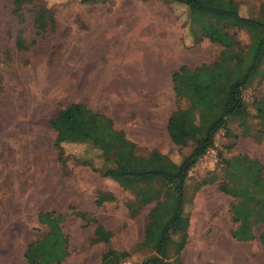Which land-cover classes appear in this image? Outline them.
Returning <instances> with one entry per match:
<instances>
[{"label":"rangeland","instance_id":"obj_1","mask_svg":"<svg viewBox=\"0 0 264 264\" xmlns=\"http://www.w3.org/2000/svg\"><path fill=\"white\" fill-rule=\"evenodd\" d=\"M10 2L0 0V264H26L22 257L26 244L45 233L36 222L37 213L66 214L69 207L91 214L112 236L107 244L90 245L94 225L67 216L60 226L68 238L69 255L61 264H96L107 249L129 252L125 264H136L152 253L136 249L151 206L130 218L124 207L132 200L128 190L115 178H104L74 161L89 157L99 166L97 153L88 146L64 144L66 167L60 170L48 121L60 109L78 103L110 118L142 155L156 151L154 166L159 165V156L178 163L191 146H174L165 131L176 106L171 73L185 67L182 85L192 87L189 73L218 60L225 49L230 61H218L219 65L227 72L241 67L248 37L244 30L221 28L223 23L214 16L199 12L196 15L214 29L220 28V44L205 39L194 44L186 8L168 0H43L54 11L55 28L40 38L26 32L24 49L16 37ZM217 6L243 18L264 15V0H222ZM261 70L264 64L243 90L248 103L264 95ZM75 120L76 129L61 126L65 136L77 138L90 123L86 114ZM229 128L237 132L235 124ZM227 142L223 131L215 134V148L223 156L256 159L264 176V141L238 138L226 151ZM120 162L127 166L122 155ZM215 168L208 160H198L189 171L181 264H264V249L256 240L238 243L229 237L231 199L217 192L215 184L199 186L217 173ZM97 193H109L114 200L95 206ZM258 231L256 227L255 235Z\"/></svg>","mask_w":264,"mask_h":264},{"label":"trees","instance_id":"obj_2","mask_svg":"<svg viewBox=\"0 0 264 264\" xmlns=\"http://www.w3.org/2000/svg\"><path fill=\"white\" fill-rule=\"evenodd\" d=\"M182 5L187 10L190 37L194 44L203 39L212 44L218 43L221 30L203 18L199 12H207L221 28L234 26L245 31L248 44L242 55L241 67L225 71L222 60L230 61L226 49L218 60L211 64H201L189 74L194 85H182L185 67H179L171 73V88L175 100V109L169 114L165 131L169 141L176 147L191 146L190 151L178 163L159 156V165L151 162L157 152L142 155L139 149L127 141L120 130L106 115L91 113L83 105L74 103L58 111L48 121L55 136L52 148L55 159L64 171L66 159L63 145L67 143L88 146L97 153L99 166H95L89 157H74L78 165L90 168L100 176L115 178L127 189L132 200L124 204L130 218L138 216L140 211L151 206L146 214L142 240L136 249H148L152 253L136 264H181L180 254L187 238L188 219L184 211L185 188L189 171L194 167L207 149L213 148L214 136L223 131L229 141L224 145L226 151L233 148L238 138H248L255 143L264 141V95L253 97L248 103L243 98V90L264 64V15L260 18H243L230 9H222L217 4L222 0H168ZM10 13L16 25V37L24 49V34L31 32L40 38L53 32L55 28L54 11L43 0H11ZM219 61V62H218ZM221 61V62H222ZM264 77V70H261ZM238 73H240L238 75ZM221 101L218 109L216 103ZM86 114L90 120L84 130H79L77 138L65 136L61 126L76 129V118ZM235 124L237 132L230 130ZM124 156L127 166H122L120 156ZM216 174L209 175L200 185L215 184L217 192L231 199L228 206L231 229L229 237L238 243L256 240L264 249V176L263 167L256 160L243 154L228 157L215 148ZM114 198L109 193H97L94 205L100 206ZM66 214L39 212L36 222L45 228L43 236L26 244L22 257L26 264H61L68 257V238L61 230V223L67 216L78 218L86 225L93 224L94 229L89 244H107L111 232L98 224L91 214L77 211L71 207ZM259 231L255 235V228ZM156 234L155 243L151 238ZM129 252L107 249L96 264H125Z\"/></svg>","mask_w":264,"mask_h":264},{"label":"built area","instance_id":"obj_3","mask_svg":"<svg viewBox=\"0 0 264 264\" xmlns=\"http://www.w3.org/2000/svg\"><path fill=\"white\" fill-rule=\"evenodd\" d=\"M215 144L213 146V148H209L206 150V152L200 157V161H205L208 160L210 166L213 165V163H215L216 157H215Z\"/></svg>","mask_w":264,"mask_h":264}]
</instances>
